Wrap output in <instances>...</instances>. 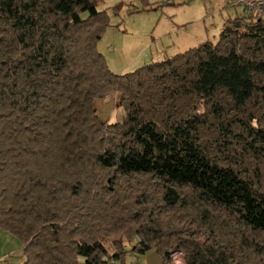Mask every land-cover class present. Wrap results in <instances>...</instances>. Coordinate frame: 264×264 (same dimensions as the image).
I'll use <instances>...</instances> for the list:
<instances>
[{
  "label": "trees",
  "instance_id": "1",
  "mask_svg": "<svg viewBox=\"0 0 264 264\" xmlns=\"http://www.w3.org/2000/svg\"><path fill=\"white\" fill-rule=\"evenodd\" d=\"M99 2L0 0V230L21 264H264L262 21L114 74Z\"/></svg>",
  "mask_w": 264,
  "mask_h": 264
},
{
  "label": "rangeland",
  "instance_id": "2",
  "mask_svg": "<svg viewBox=\"0 0 264 264\" xmlns=\"http://www.w3.org/2000/svg\"><path fill=\"white\" fill-rule=\"evenodd\" d=\"M115 5L119 6L118 14L113 10ZM98 9L107 11L110 27L97 47L114 74L130 73L204 42L215 43L228 20L245 14L243 8L231 6L230 0H101ZM133 9L149 11L129 14L128 10ZM116 103L111 122L121 117ZM23 261L18 239L0 230V264ZM161 261V256L152 249L144 255L127 254L115 264H161ZM179 262L183 263V257Z\"/></svg>",
  "mask_w": 264,
  "mask_h": 264
},
{
  "label": "built area",
  "instance_id": "3",
  "mask_svg": "<svg viewBox=\"0 0 264 264\" xmlns=\"http://www.w3.org/2000/svg\"><path fill=\"white\" fill-rule=\"evenodd\" d=\"M231 6L241 7L253 14L264 25V0H230ZM183 257V263L179 259ZM171 264H184V253L182 251H174L170 254Z\"/></svg>",
  "mask_w": 264,
  "mask_h": 264
},
{
  "label": "crops",
  "instance_id": "4",
  "mask_svg": "<svg viewBox=\"0 0 264 264\" xmlns=\"http://www.w3.org/2000/svg\"><path fill=\"white\" fill-rule=\"evenodd\" d=\"M118 101H119L118 95H111L104 100H99L94 103V107L97 110L99 117L103 122H111L115 110L114 102L115 103L117 102L116 103L117 105ZM116 120L117 119H115L114 121Z\"/></svg>",
  "mask_w": 264,
  "mask_h": 264
}]
</instances>
